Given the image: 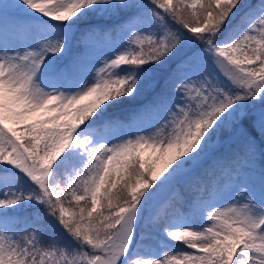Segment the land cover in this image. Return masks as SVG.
Wrapping results in <instances>:
<instances>
[{"label": "snow or ice", "instance_id": "snow-or-ice-1", "mask_svg": "<svg viewBox=\"0 0 264 264\" xmlns=\"http://www.w3.org/2000/svg\"><path fill=\"white\" fill-rule=\"evenodd\" d=\"M0 264H264V0H0Z\"/></svg>", "mask_w": 264, "mask_h": 264}, {"label": "rangeland", "instance_id": "rangeland-1", "mask_svg": "<svg viewBox=\"0 0 264 264\" xmlns=\"http://www.w3.org/2000/svg\"><path fill=\"white\" fill-rule=\"evenodd\" d=\"M125 39H126V38H125ZM82 47H83L82 45H80V46L77 45L76 40H73V41H72V44H71V48H70L69 52L66 54V58H70L71 55H73L76 51L79 50V48H82ZM101 48H102V50H104V51L107 50V47H106V46H99V47H97L96 49L93 50L92 55H96V54L98 53V51L101 50ZM102 58H103V57H101V59H102ZM220 79H221V80H224L223 76H221ZM225 82H226V81H225ZM224 143H227V141H225ZM221 148H222V149H221ZM219 149H221L220 151H223V150H224V149H223V146H219ZM147 155H148V154L145 153V156H146V157H147ZM259 165H260V161L257 160V166H259ZM177 187L180 188L181 195H183V196L186 197V198L189 197L190 195H194V193H190V192H188V191H185L182 185H177ZM170 195H171V192L163 193V194H161L160 200L166 199V198H168Z\"/></svg>", "mask_w": 264, "mask_h": 264}]
</instances>
